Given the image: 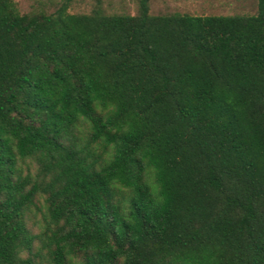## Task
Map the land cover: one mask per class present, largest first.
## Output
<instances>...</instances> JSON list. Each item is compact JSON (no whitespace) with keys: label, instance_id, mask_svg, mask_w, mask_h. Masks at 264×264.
<instances>
[{"label":"trees","instance_id":"16d2710c","mask_svg":"<svg viewBox=\"0 0 264 264\" xmlns=\"http://www.w3.org/2000/svg\"><path fill=\"white\" fill-rule=\"evenodd\" d=\"M71 1L0 0V264H264V0Z\"/></svg>","mask_w":264,"mask_h":264},{"label":"rangeland","instance_id":"374dc122","mask_svg":"<svg viewBox=\"0 0 264 264\" xmlns=\"http://www.w3.org/2000/svg\"><path fill=\"white\" fill-rule=\"evenodd\" d=\"M23 10L45 2H57L60 0H17ZM95 0H72L70 11H87ZM105 6L111 10L123 9L134 13L137 10V0H103ZM153 12L180 11L192 14H231V13H255L257 0H151Z\"/></svg>","mask_w":264,"mask_h":264}]
</instances>
